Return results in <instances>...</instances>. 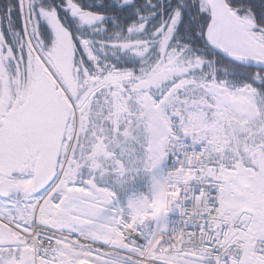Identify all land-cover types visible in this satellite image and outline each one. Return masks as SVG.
Wrapping results in <instances>:
<instances>
[{
	"label": "snow or ice",
	"instance_id": "6c2138e0",
	"mask_svg": "<svg viewBox=\"0 0 264 264\" xmlns=\"http://www.w3.org/2000/svg\"><path fill=\"white\" fill-rule=\"evenodd\" d=\"M0 264H264V0H0Z\"/></svg>",
	"mask_w": 264,
	"mask_h": 264
}]
</instances>
